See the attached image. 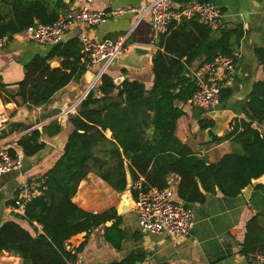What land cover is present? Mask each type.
<instances>
[{"label": "trees", "instance_id": "trees-1", "mask_svg": "<svg viewBox=\"0 0 264 264\" xmlns=\"http://www.w3.org/2000/svg\"><path fill=\"white\" fill-rule=\"evenodd\" d=\"M76 0H0V38L23 33L36 22L54 23L68 12ZM182 3L211 0H179ZM243 38V30L213 31L198 20H184L173 24L156 43L153 58L154 84L150 90L143 82L125 80L116 85L105 74L101 86L91 91L70 117L74 126L62 157L43 177V194L33 199L20 219L41 232L32 234L21 224L9 221L0 226V255L11 253L23 264H69L78 259L90 235L104 228V239L120 249L126 238L120 228L122 217L116 209L94 214L78 207L73 199L80 183L90 173L106 182L117 193L128 188V172L135 183L140 178L143 188H166L168 177L180 178L178 197L188 203H204L208 195L220 192L235 198L264 176V82L255 84L245 108V118L235 120L227 136L216 142L230 141L237 146L232 153L211 163L176 135L178 122L185 112L178 104H186L197 91L191 68L197 61L201 66L212 63L218 55L234 57L235 48ZM235 58V57H234ZM58 59L59 67L52 61ZM81 46L77 38L53 46L46 56H36L25 67V77L18 83V91L0 78V97L4 104L14 103L28 109L48 105L53 97L86 73L81 62ZM223 99V96H222ZM4 108L0 102V113ZM200 129L214 127L213 120L200 121ZM10 132L2 131L0 140L30 126L14 123ZM111 132L107 138L106 132ZM62 127L52 122L23 136L18 142L26 157H33L45 149L43 135H59ZM12 156L16 152L10 151ZM264 195V185L254 187ZM133 198L136 192H131ZM14 204V203H13ZM108 222H113L106 227ZM86 233L85 242L72 249L69 241ZM75 251V252H74ZM264 253V212L248 221L241 254ZM143 259L129 256L114 264H137Z\"/></svg>", "mask_w": 264, "mask_h": 264}, {"label": "crops", "instance_id": "crops-1", "mask_svg": "<svg viewBox=\"0 0 264 264\" xmlns=\"http://www.w3.org/2000/svg\"><path fill=\"white\" fill-rule=\"evenodd\" d=\"M153 1L92 0L88 4L89 8L94 11H110L130 7L144 8ZM193 2L182 3L175 0V3L179 5ZM211 2L222 9L227 29L239 27L243 30V38L234 51L236 67L232 77L226 80L223 99L217 109L221 112L232 113L235 117L231 119L232 123L245 118V108L255 84L264 82V0H211ZM86 3L87 0H76L68 11ZM137 18V14H125L88 31V35L95 41L116 42L130 34L122 58L116 66L109 70V75L114 81L122 79L123 82L125 80L143 82L146 89L150 90L154 84L151 58L147 57L139 63H133L131 49L134 47L157 48L156 43L159 38H156L148 17L135 26ZM75 37L76 34H71L67 40ZM51 50V46L34 42L25 33L15 35L0 51V78L5 84L11 86L12 91H18L17 85L25 77V67L36 56H46ZM59 63L58 59L52 61V65L57 64L58 67ZM200 67L201 61H197L191 68L192 77ZM90 82L89 75L85 73L80 81L72 82L58 92L48 105L28 109L29 116L33 120L30 129L14 132L6 139L0 140V144L10 151L21 152L17 142L23 136L30 134L33 129L42 132L43 128L52 122L60 124L62 127L60 136L66 143L74 130V126L69 121L70 117L77 115L80 104L68 117L62 120L57 118L62 116L65 109L80 102ZM0 102L4 108L0 113V133L10 132V125L16 123L15 117L18 111L27 107H18L14 103L4 104L1 97ZM178 106L183 109L185 116L178 122L176 135L195 153L206 157L211 163H216L224 155L237 149V146L230 141L205 143L204 131L200 129L199 123L202 120H212L208 116L210 111L187 104L179 103ZM230 131L229 123L217 135V138L227 136ZM105 134L107 138H111L110 131ZM50 139L48 135H43L41 141L46 144L45 149L33 157H26L25 166L20 173L7 174L0 178V226L9 220L21 224L32 234H36V231L41 232L37 225L32 227L15 214L13 203L21 183L43 178L62 157L64 151L49 145L48 140ZM167 181L168 186L176 190V198L182 201L177 194L180 178L170 175ZM133 183L128 172L127 191H130ZM249 193L250 200L243 194L228 198L217 192L215 195H208L204 203L189 204L194 211V227L186 237L181 239L143 232L133 210L121 215L120 228L125 232L126 238L120 249H115L106 242L103 236L105 227L95 230L87 243L85 237L78 235L73 237L69 244L72 249H76L84 242L86 243L78 254V258L82 259L85 264H114L132 255L143 259L140 264H250L241 254V245L245 239L248 221L260 211L264 212V201L263 194L255 192L254 188L249 187ZM123 194L117 193L94 173H90L80 183L73 202L87 212L100 214L113 208L118 211ZM257 199L259 202L255 203ZM112 224L113 222H108L106 227ZM0 264H23V260L11 253L3 252L0 255Z\"/></svg>", "mask_w": 264, "mask_h": 264}, {"label": "built area", "instance_id": "built-area-1", "mask_svg": "<svg viewBox=\"0 0 264 264\" xmlns=\"http://www.w3.org/2000/svg\"><path fill=\"white\" fill-rule=\"evenodd\" d=\"M91 1L87 0L86 4L66 12L52 24L44 25L36 22L23 32L30 40L51 47L64 43L67 37L76 34L75 38L81 46V62L86 73L95 74L86 94L97 90L99 82L109 73L113 62L125 52L130 37L128 34L127 37L116 42L95 41L88 35V31L94 28L125 14L138 15L135 26L148 17L156 38L166 35L173 24L184 20L196 19L213 31L226 28L223 11L213 2L179 5L175 0H154L144 8L94 11L89 8L88 3ZM12 38L8 36L0 38V51ZM235 67L236 58L222 55H218L212 63L201 66L194 75L197 91L186 104L210 112L216 111L226 89V80L232 77ZM79 103L65 109L62 116L57 119L68 117ZM25 160L26 156L22 152H16L15 156H12L10 150L0 144V178L7 174L20 173L25 166ZM143 181L141 178L130 187V192H136L134 212L142 231L180 239L186 237L194 227L192 207L176 198V190L173 187L167 186L162 189L153 187L145 190ZM44 183L45 180L41 178L23 182L18 186L13 207L15 214L25 216L27 205L43 194ZM37 227L42 231L41 226L37 225ZM244 257L250 264H264V253L254 252ZM69 264H85V262L78 258Z\"/></svg>", "mask_w": 264, "mask_h": 264}, {"label": "water", "instance_id": "water-1", "mask_svg": "<svg viewBox=\"0 0 264 264\" xmlns=\"http://www.w3.org/2000/svg\"><path fill=\"white\" fill-rule=\"evenodd\" d=\"M68 37L65 39V42L67 41ZM157 49H151V48H144V47H134L131 49V60L133 63H139L142 59L150 57L151 58V64L153 66V58L157 53ZM122 58V55L119 56L112 64V67L116 66L117 63L119 62V60ZM53 68L58 67L57 64H53L52 65ZM87 74L90 77V81L94 78L95 74L93 72H87ZM123 82V80L121 79H117L115 81L116 85H120ZM102 84V80L99 82L97 89L101 86ZM89 94V92L85 95V97L82 98L81 102L79 104L82 103L83 100H85V98L87 97V95ZM208 116L213 120L214 122V127L209 128L207 130L204 131V136H205V143H209V142H215L218 138L217 135L220 134L222 132V130L229 125L233 123H231V119L235 118L232 113H230L229 111H225V112H221L220 110H216V111H211L208 113ZM15 122L18 124H26V126H30L33 124V120L32 118H30L29 116V112H28V108H24L18 111L17 116L15 117ZM36 130V129H33ZM68 140V139H67ZM48 144L51 146H54L55 148L64 151L65 146L67 144V142H63L62 141V137L59 135L52 137L50 140H48ZM264 183V176L261 177L260 179L257 180H253L252 181V185L249 187H256L260 184ZM249 187L246 188L242 194L243 196H245V198H247L248 200H250V193H249ZM135 208V201L134 198L132 196V193L130 191L126 192L123 196L122 199V203L121 206L119 208V210L117 211L118 215H122L125 214L127 212H131L133 211ZM9 222V220H6L4 223ZM3 223V224H4ZM2 224V225H3ZM86 233H82L79 236L81 237H86ZM78 236V235H77ZM140 264V263H137Z\"/></svg>", "mask_w": 264, "mask_h": 264}, {"label": "rangeland", "instance_id": "rangeland-1", "mask_svg": "<svg viewBox=\"0 0 264 264\" xmlns=\"http://www.w3.org/2000/svg\"><path fill=\"white\" fill-rule=\"evenodd\" d=\"M127 192H128V191H127ZM125 193H126V192H125ZM125 193H124V194H125ZM124 194H123V195H124ZM262 196H263V201H264V195H262ZM258 202H259V199H257V200L255 201V203H258Z\"/></svg>", "mask_w": 264, "mask_h": 264}]
</instances>
